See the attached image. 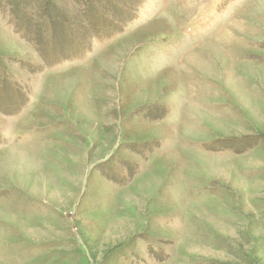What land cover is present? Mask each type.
Masks as SVG:
<instances>
[{
  "label": "rangeland",
  "instance_id": "1",
  "mask_svg": "<svg viewBox=\"0 0 264 264\" xmlns=\"http://www.w3.org/2000/svg\"><path fill=\"white\" fill-rule=\"evenodd\" d=\"M0 264H264V0H0Z\"/></svg>",
  "mask_w": 264,
  "mask_h": 264
},
{
  "label": "bare ground",
  "instance_id": "2",
  "mask_svg": "<svg viewBox=\"0 0 264 264\" xmlns=\"http://www.w3.org/2000/svg\"><path fill=\"white\" fill-rule=\"evenodd\" d=\"M201 47H202V46H201ZM201 47H198L197 50L200 49ZM197 50H195V51H197ZM195 51H193V53H194ZM193 53H192V54H193ZM192 54H190V55H192ZM152 57H153V56H152ZM216 57H217V56H216ZM153 59H154V58H153ZM154 60H155V59H154ZM163 62H164V61H163ZM163 62H162L161 64H163ZM168 62H169V61H168ZM158 63H159V60H158ZM158 65H159V64H158ZM167 65H168V64H167ZM160 67H162V66H160ZM169 67H171V66H169ZM170 69H172V67H171Z\"/></svg>",
  "mask_w": 264,
  "mask_h": 264
}]
</instances>
